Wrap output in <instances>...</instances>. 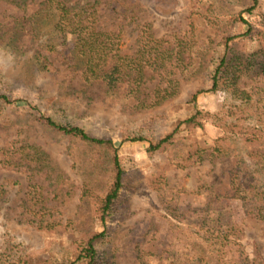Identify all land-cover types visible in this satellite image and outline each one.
I'll return each mask as SVG.
<instances>
[{
  "label": "trees",
  "instance_id": "obj_1",
  "mask_svg": "<svg viewBox=\"0 0 264 264\" xmlns=\"http://www.w3.org/2000/svg\"><path fill=\"white\" fill-rule=\"evenodd\" d=\"M2 1L20 7L25 14L16 19L9 40L4 38L7 34L0 33V45L24 53L23 35L29 34L31 41L39 45L31 60L41 73L54 70V62L48 54L66 49L71 53L69 59L65 57L69 68L80 76L84 88L101 86L107 94L122 99L129 105L128 108L140 112L154 111L165 102L176 99L182 93L184 81L200 82L201 87L189 101L191 108L188 107V116L178 120L173 132L152 147L166 150L174 146L175 159L172 161L176 167L186 168L195 162L233 154L230 148H203L197 141L193 142L197 131L209 124L241 138L246 144L257 145L263 138L264 9L260 0H249L252 4L246 6L235 19L243 21L245 12H257L259 24H251L243 35L229 32L216 44L213 38L201 36L191 20L184 32L159 38L152 24L145 23L141 28L138 25L134 50L123 48V27L108 25L100 0ZM119 1L106 7L127 17V9L131 8ZM174 1L146 0L145 3L167 14L173 8ZM217 1L208 0L205 16L213 28L221 30L225 22L216 16ZM227 1L245 4L244 0ZM31 4L37 7L29 12ZM214 61L218 62V66L211 79L212 89L227 91L228 100L221 110L203 111L196 106L197 96L207 91L204 79ZM13 82L0 65V116L12 104L2 89L15 86ZM76 97L77 105L63 99L53 102L48 107V113L37 107V119L43 126L69 139L67 153L73 167L81 172L79 200L81 204L90 206L95 228L79 230L75 220L63 225L58 218V206L50 205V201L66 205L76 198L74 181H69L41 147L26 144L19 154L6 152L1 163L2 167L11 166L14 165L10 163L12 158H17L20 159L19 166L33 164L35 170L46 169L47 179L54 180L52 191L45 192L39 182H32L27 186L24 197L15 198L27 224L45 233L47 241L40 248H32L17 242L16 237L8 233L0 246V264H117L114 240L102 252L97 250L95 243L106 233L105 224L109 217L121 220L129 214L128 208L122 204L121 194L128 182V175L121 165L115 141L92 134L77 118L76 109L81 97ZM84 97L89 103L94 100L90 93ZM158 120V115L152 113L151 117L147 116L139 122L143 124L138 125V130L128 127L123 131V141L147 140L148 127ZM229 177L230 184L225 194H216L211 191V186H203L207 197L198 207L191 205L181 210L178 203L172 205L168 200L166 214L178 222L172 221L170 225L174 229L184 227L187 239L178 242L175 237H147L143 234V242L132 251L136 263L217 264L226 243H233L236 246L237 264H264V254L258 246L255 245V249L250 251L241 243L245 236L243 224L227 211L226 205H220L222 198L233 200L242 212L264 224V150L253 149L246 157L239 154L237 163L229 171ZM167 179L166 173L160 176L163 184L161 190L166 189ZM67 180L69 184H66ZM11 183L13 179L6 178L0 184V214L7 208L5 203L11 200L6 193ZM15 184L22 186L17 180ZM180 194L181 191H177V196ZM188 218H192L195 224L185 227ZM66 229H70V237L59 240L57 235Z\"/></svg>",
  "mask_w": 264,
  "mask_h": 264
},
{
  "label": "rangeland",
  "instance_id": "obj_2",
  "mask_svg": "<svg viewBox=\"0 0 264 264\" xmlns=\"http://www.w3.org/2000/svg\"><path fill=\"white\" fill-rule=\"evenodd\" d=\"M100 1L102 12L105 14L104 19L111 27L117 25L123 27L124 37L121 45L124 49L131 50L135 49L138 25L141 28L145 23L152 24L157 37L167 38L174 33L184 32L193 20L201 36L207 39L213 38L217 44L227 33L243 35L250 29L251 24L257 26L260 21L257 12H245L243 21L235 20L246 6L252 4L249 0H244L245 4L227 0L217 1L216 16L225 22L221 30L213 28L206 19L208 0H175L173 8L167 14L162 13L157 7L146 4V0H120L126 7L131 8V10L127 9V17L122 13L112 12L110 7L108 9L106 7L119 0ZM260 1L264 9V0ZM36 7L31 4L28 11L32 12ZM24 14L20 7L0 0V33L7 34L4 36L6 40L13 35L16 19ZM23 42L24 53L7 48V45H0V65L15 83L11 88L2 89V92L9 96L12 104L0 116V184L6 178L13 179V183L11 187H7L6 192L11 196V200L5 203L7 208L0 214V246L8 233L14 235L17 242L32 248H40L47 241L45 233L27 224L15 198L24 197L27 186L32 182H39L45 192L52 191L54 187L51 184L54 180L47 179L46 169L35 170L36 166L33 164L19 166L20 159L17 158H12L13 161L10 163L14 165L9 164L11 166L2 167L1 163L5 159L6 152L19 154L22 146L26 144L41 147L63 170L69 181H74L76 198L66 205L58 201H50V205L58 206L60 210L58 218L63 221V225L75 220L79 230L95 228L90 206L81 204L79 200L78 186L81 184V172L73 167L67 153L69 139L43 126L37 119V107L47 112L53 102H60L63 99L71 100L77 105L76 95H78L81 97V102L76 109V116L81 123L92 134L101 138H112L115 141L119 149L121 165L128 175V182L121 194L122 204L128 208L129 214L121 220L109 217L105 224L106 233L99 238L95 246L102 252L114 240L117 264H137L132 251L143 242V234L147 237L151 235L175 237L178 242L187 239V231L184 227L174 229L170 225L172 221L178 222L166 214L165 206L168 200H171L172 205L178 203L181 210H184L191 205L198 207L204 201L207 194L202 187L205 185L211 186V191L216 194L221 192L225 194L230 184L229 171L237 163L238 155L246 157L253 149L264 150V135L257 145H250L241 138L230 135L226 130L209 124L197 131L195 138L192 139L193 142L197 141L203 148L216 147L222 150L230 148L233 154L214 160L208 159L201 163L195 162L186 168L176 167L174 160L172 161L175 159L174 146L166 150L152 147H156L162 138L173 132L178 120L188 116L189 101L201 87L200 82L184 81L182 93L176 99L165 102L154 111L140 112L128 108L129 105L122 99L107 94L101 86L85 87L86 92H84L85 88L80 76L69 68L65 59L71 56L66 49L52 55L48 54L54 62V70L51 73H41L31 60L39 45L31 41L29 34L23 35ZM217 66V61L211 64L206 80L204 79L207 91L197 96L196 106L203 111L221 110L227 104L228 92L223 89H212L211 79ZM89 93L94 99L91 103L84 97ZM152 113H156L159 120L148 127V139L124 142L123 131L128 127L134 128V131L138 130V125L143 124L139 122L147 116L151 117ZM54 118L58 121L57 117ZM248 124L251 127V124ZM164 173L168 176V182L166 189L161 190L163 184L160 182V176ZM16 180L20 181L22 186L15 184ZM69 181L67 180L66 184H69ZM177 191H181L179 196ZM220 205H226L227 211L245 227V236L241 243L250 251L255 249L256 245L264 254V224L242 212L237 202L233 200L222 198ZM184 224L185 227H189L195 223L192 218H188ZM99 227L103 229V226L99 225ZM66 230L57 235L59 240L70 237V229ZM235 248V244L226 243L217 264H237Z\"/></svg>",
  "mask_w": 264,
  "mask_h": 264
}]
</instances>
